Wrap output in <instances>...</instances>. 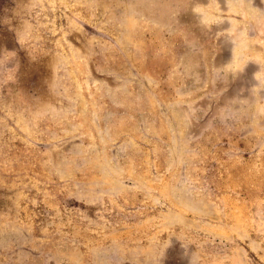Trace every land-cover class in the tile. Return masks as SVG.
<instances>
[{
  "label": "rangeland",
  "instance_id": "1",
  "mask_svg": "<svg viewBox=\"0 0 264 264\" xmlns=\"http://www.w3.org/2000/svg\"><path fill=\"white\" fill-rule=\"evenodd\" d=\"M0 264H264V0H0Z\"/></svg>",
  "mask_w": 264,
  "mask_h": 264
}]
</instances>
